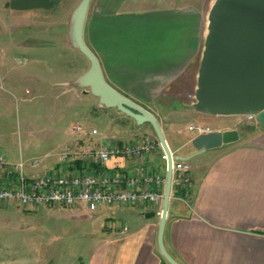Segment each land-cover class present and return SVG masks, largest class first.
I'll return each instance as SVG.
<instances>
[{
    "label": "crops",
    "instance_id": "1",
    "mask_svg": "<svg viewBox=\"0 0 264 264\" xmlns=\"http://www.w3.org/2000/svg\"><path fill=\"white\" fill-rule=\"evenodd\" d=\"M216 1L89 0L81 38L98 61L101 79L133 105L149 112L163 134L170 157L189 167L187 182L176 185L177 173L170 183L161 238L165 254L176 264H264V127L247 122L244 115L218 116L216 122L203 127L210 132L235 130L238 139L199 154L190 144L196 135L187 130L196 123L185 120L196 114L194 119L203 122L205 116L193 109L194 88L208 14ZM69 3L0 0V24L8 21L14 28L30 25L37 29L58 23L64 35ZM63 81L65 86L75 84L76 79L65 71ZM134 127L132 132L127 127L121 128L118 136L113 135L117 145L129 140L155 142L149 125ZM96 134L94 138L83 137L70 130L54 160L41 165L49 155L44 154L40 159L22 162L19 157L18 161L26 174L57 171L61 147L96 148L102 136L112 135ZM162 156L156 144L144 160L110 159L105 168L124 174L143 162L164 179ZM2 175L0 171V184ZM160 203L138 208L99 207L111 225L101 226L99 236L90 240L84 260L75 264H166L155 241ZM76 207L78 216L92 218L99 213ZM146 214L153 216L147 218Z\"/></svg>",
    "mask_w": 264,
    "mask_h": 264
},
{
    "label": "rangeland",
    "instance_id": "2",
    "mask_svg": "<svg viewBox=\"0 0 264 264\" xmlns=\"http://www.w3.org/2000/svg\"><path fill=\"white\" fill-rule=\"evenodd\" d=\"M78 2L70 0L66 9L65 36L58 23L37 29L30 25L14 28L8 21L0 24V155L10 164L19 157L27 162L44 154L49 155L41 165L54 160L58 146L74 126L82 133L95 129L103 135L135 128L126 115L101 107L88 88L77 87L76 82L63 84L65 71L76 79L89 68L67 40V23ZM197 117L192 114L186 123L203 127L218 119L205 115L199 117L201 122ZM107 124L117 128L109 129ZM56 167L61 172L62 165ZM74 209L79 208L51 204L24 208L1 203L0 264H75L84 260L90 240L99 236L101 226L111 224L102 208L92 218L78 216Z\"/></svg>",
    "mask_w": 264,
    "mask_h": 264
},
{
    "label": "water",
    "instance_id": "3",
    "mask_svg": "<svg viewBox=\"0 0 264 264\" xmlns=\"http://www.w3.org/2000/svg\"><path fill=\"white\" fill-rule=\"evenodd\" d=\"M88 3L89 0H80L67 23V40L72 50L80 53L89 66L84 74L76 78L77 87L88 88L87 92L96 97L98 104L104 109L114 108L136 126H150L165 159L155 238L157 252L166 264H176L165 254L161 241L172 182L171 153L155 118L116 93L101 79L98 61L87 51L81 38ZM207 20V36L202 45L196 73L194 111L199 115L212 117L252 113L255 115L253 122L264 127V0H217L211 5ZM236 139L237 131L225 130L196 135L190 140V144L201 154L221 145H231ZM152 216L153 214L145 215L147 218Z\"/></svg>",
    "mask_w": 264,
    "mask_h": 264
},
{
    "label": "built area",
    "instance_id": "4",
    "mask_svg": "<svg viewBox=\"0 0 264 264\" xmlns=\"http://www.w3.org/2000/svg\"><path fill=\"white\" fill-rule=\"evenodd\" d=\"M254 114L246 113L247 122ZM75 135L96 136V130L82 133L79 127H72ZM188 132L203 135L210 132L206 127L189 126ZM154 141L135 140L117 145L113 135L102 136L96 148L82 147L72 150L61 147L59 163L61 172L49 171L41 174H26L21 162L8 164L0 155V171L3 183L0 184V204L9 203L24 208H41L43 205L60 206L70 209L76 206L87 213H95L97 208L111 206L152 207L161 202L164 179L159 173L148 169L143 162L136 164L134 171L124 174L106 170L110 159L127 158L144 160L154 150ZM162 160L165 161L163 157ZM189 167L185 162L172 158L170 171L175 184L187 182Z\"/></svg>",
    "mask_w": 264,
    "mask_h": 264
},
{
    "label": "trees",
    "instance_id": "5",
    "mask_svg": "<svg viewBox=\"0 0 264 264\" xmlns=\"http://www.w3.org/2000/svg\"><path fill=\"white\" fill-rule=\"evenodd\" d=\"M155 138V137H154ZM155 144H156V140H155Z\"/></svg>",
    "mask_w": 264,
    "mask_h": 264
}]
</instances>
